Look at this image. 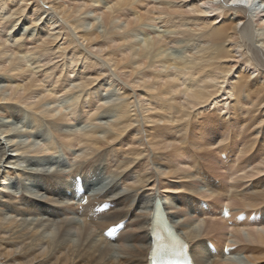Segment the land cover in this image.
Segmentation results:
<instances>
[{"label":"bare ground","instance_id":"bare-ground-1","mask_svg":"<svg viewBox=\"0 0 264 264\" xmlns=\"http://www.w3.org/2000/svg\"><path fill=\"white\" fill-rule=\"evenodd\" d=\"M251 2L249 9L232 0H0V119L9 120L0 123V192L15 188L8 197L27 203L32 215H64L29 223L18 218L23 209L17 206L14 217L3 205L0 264H147L157 201L166 202L172 222L177 217L168 206L196 216L186 215L183 228L174 223L198 264H264V0ZM137 80L140 91L128 83ZM115 82L131 93L113 90ZM174 92L181 105L172 103ZM213 101L228 119L200 122L195 113ZM187 144L189 156L181 153ZM52 154L59 157H46ZM25 156L38 157L35 165L22 169ZM141 157L145 163L135 164ZM91 159L104 165L101 180L92 181L93 202L116 204L100 219L80 215L67 197L59 209L50 202L43 210L26 193L16 197L19 177L39 182L46 170L66 173L70 182ZM194 159L197 169L190 172ZM140 192L141 201L132 204V193ZM202 200L214 212L229 205L234 219L247 211L262 220L229 228L217 216L198 215ZM123 220L129 222L115 242L101 237ZM204 234L211 238L204 242ZM208 241L237 249L211 257Z\"/></svg>","mask_w":264,"mask_h":264},{"label":"rangeland","instance_id":"rangeland-1","mask_svg":"<svg viewBox=\"0 0 264 264\" xmlns=\"http://www.w3.org/2000/svg\"><path fill=\"white\" fill-rule=\"evenodd\" d=\"M158 31V32H157ZM261 31V30H260ZM102 32V31H101ZM262 33V32H261ZM158 34H160V32H159V28L157 27V29H156V35H158ZM264 46V45H263ZM107 70H109V69H107ZM241 69H239V66L237 67V73H238V71H240ZM109 73L111 74V71H109ZM119 77V76H118ZM120 78V77H119ZM123 82H127L126 80H124V79H122V78H120ZM147 80V79H146ZM151 81V80H150ZM129 83V85L130 86H134V87H136V88H138L136 91H140L141 89H139V87H137L136 85H138V83H140V81L139 80H137V83L134 81V82H128ZM115 84V87H114V89L113 90H115V89H117V88H120V87H122L123 88V90L125 91V93L126 94H130L131 93V91H130V89H129V87L128 86H124V85H121V84H119L118 82H115L114 83ZM173 96H174V100L172 101V103L173 104H178V105H181V102H184V100L181 98L182 97V95L181 94H179V93H176V92H174L173 93ZM139 98L140 99H146V97H145V95L144 94H142V95H140L139 96ZM215 102L213 101L212 103H211V105L209 106V107H204L203 109H201L200 111H198V112H196L195 114H201V116H200V122H210V123H223L225 120H227L228 119V117L229 116H224L225 115V113L227 112V110H223V111H220V110H216V105L214 104ZM163 116H164V118H165V120H167V116H168V113H166V112H164V113H161ZM15 117V116H14ZM17 118V117H16ZM193 118V115L192 116H190V117H188L187 119H192ZM30 120V121H29ZM206 120H208V121H206ZM4 123H3V122ZM26 121V122H25ZM25 121H24V123L22 124V126L23 125H25L24 127H27L28 126V124H29V122H31L32 121V119H31V117H29L28 118V120L27 119H25ZM7 122H9V120H5V119H0V123L1 124H7L8 125V123ZM46 130H47V132H48V128H50V126H51V124L49 123V121H47L46 120ZM50 125H49V124ZM62 124V125H61ZM45 125V124H44ZM58 125H60V126H63V127H68L67 125H66V123H64V122H59V124ZM138 125V127L141 125V123H138V124H134V125H132L131 127H130V129L129 130H127L126 132H128V133H132L135 129H136V126ZM48 126V127H47ZM134 134V133H133ZM55 137H57V135H54ZM194 136H195V134H191V139H190V141L192 142L193 140H194ZM137 146H138V144H136ZM177 146L178 147H180L181 146V144L180 143H178L177 144ZM191 150V146L189 145V144H187V145H185L184 146V148H182V150H181V153L183 154V155H186V156H189L188 155V152ZM11 155H13V153H10ZM164 155H167L168 154V152H164L163 153ZM198 155H200L201 156V162H203V163H205L204 162V159L207 157V155H206V153L205 152H199L198 153ZM51 156V157H50ZM53 156V154L52 155H46V157L47 158H49V159H53V161H55L57 158L56 157H59V156H55V157H52ZM146 156L147 157H149L150 159H152L153 158V155H152V153H150V152H147L146 153ZM24 157V156H23ZM28 157V156H27ZM26 156H25V158H24V160H26V161H24L23 160V162L22 163H20L21 165L20 166H22V169H23V165L24 166H27V164L30 162L31 163V165L33 164V165H35V162H36V160L35 159H38V157H28L27 158ZM39 158H42V157H39ZM185 158V157H184ZM189 159L188 158H185V161H188ZM63 161H65L66 162V160L64 159ZM193 161V167L191 168V171L190 172H194L196 169H197V167H196V161H195V159L194 160H192ZM26 162H28V163H26ZM159 162L160 163H164L163 161H161V160H159ZM226 162V161H225ZM63 163V162H62ZM93 164V167L88 171V170H86L85 171V166L86 165H88V164ZM139 163H141V164H143V163H145V159L143 158V157H141L139 160H138V162L137 163H135V164H139ZM10 167V166H9ZM80 167H82V168H84V170H78L77 169V172H76V174H72L71 176H70V180L74 177V176H76V175H81V176H83V177H85V178H87V177H89L90 176V173H91V175L92 174H94L95 172L97 173V175H96V177L95 178H93L92 179V181H94V180H96V179H98L99 178V180H101V177H102V174L101 173H99V171L100 172H102V173H104V165H103V163H99L98 162V160H94V159H91L88 163H85V164H82ZM20 170H21V168H19ZM28 169H26V171H27ZM98 170V171H97ZM46 170H43V172H41V175H40V177H42L41 179L42 180H40L39 182H37V179H34L33 177H31L30 175V177L31 178H33V179H29V178H27V177H25V179L24 178H22V179H20L21 177H19V180H21V181H19V182H21V184L20 185H18L16 182H15V184H16V186H21L22 188H20L19 189V191L17 192L18 194L16 195V197H19L20 195H22V193H26V194H28L29 195V198L30 199H33V200H39L40 201V207H38L37 209H40V210H43L45 207H46V205H51L50 204V202L51 203H53L54 205H55V207L56 208H58L59 209V205H61L62 204V202H63V200H65L63 197H65V190L66 189H68V186H65V185H68V183H70L69 181H65L68 177H67V175H66V173H56V174H51V173H48V172H45ZM203 172H206V175L208 176V177H210V179H211V182H214L215 184H216V182H217V178L213 175V171H211V170H209V169H207V168H204L203 170H202ZM107 172V169L105 168V173ZM32 175V174H31ZM36 175H39V173L37 172V174ZM36 175H33V176H35L36 177ZM28 176V175H27ZM46 176V177H45ZM59 176V177H58ZM65 176V177H64ZM27 178V179H26ZM39 179V178H38ZM208 179V178H207ZM29 180H31V181H33V183H35V186H36V189H38V191H36V192H33L35 189H33L34 187H33V183H32V185H31V188H32V191H28L30 188H28V189H26V187H27V183H29L30 181ZM10 180L8 179L6 182L7 183H10L9 182ZM35 181V182H34ZM55 181H58L57 183L55 182ZM26 182V184H23V183H25ZM63 182H66V183H63ZM5 183V182H4ZM40 183V184H39ZM217 184H218V182H217ZM216 184V185H217ZM14 189L15 188H9V190H2V192H0V206H2V208L0 207V209H2L3 210V205L5 206L4 208L6 209V211H8V210H10V211H8V212H10V214L12 213L13 214V216L14 217H17V215H18V212H16V208H17V206H18V209H23V211H22V214H23V216L22 215H19L18 216V218L20 219V218H23V221L25 220L26 222H29V223H33V221H36L35 223H37V222H39L40 220H45L44 222H46V221H48L49 219L50 220H53L54 218H55V220H57V221H60L61 220V218H62V216H64L63 215V213L62 212H60L59 213V217L57 216V213L55 212V213H52L51 212V210H49V212L47 213V212H44L43 213V215H41V216H38V215H32V214H30L26 209H25V207H23V206H26L27 207V203H23L22 201L20 202V200L18 199V200H14V201H11L10 200V198L9 197H11V195L13 196V197H15V192H14ZM4 191V192H3ZM6 191V192H5ZM8 191V192H7ZM62 192V193H61ZM178 192V191H177ZM6 193V194H5ZM9 193V194H8ZM14 193V194H13ZM34 193V194H33ZM39 193V194H38ZM61 194V195H60ZM133 195H136V196H134L135 197V199L133 198V200H132V204H137L138 202H140L141 201V197H142V195H140V194H142L141 192L139 193V195H137V194H135V193H132ZM38 196V197H34V196ZM64 195V196H63ZM177 195V196H176ZM176 195H174V196H172V198H175V197H177V205L179 204V197H178V195H181V193H178V194H176ZM9 196V197H8ZM60 198H59V197ZM140 196V197H139ZM37 198V199H36ZM56 198V199H55ZM63 198V199H62ZM43 199V200H42ZM50 199V201H48ZM52 199H55L54 201L52 200ZM138 199V200H137ZM139 199H140V201H139ZM6 201H8V202H6ZM17 201V202H16ZM32 201V200H31ZM48 201V202H47ZM59 201H60V203H59ZM44 202V203H43ZM47 202V203H46ZM55 202V203H54ZM58 203V206H57V203ZM8 203V204H7ZM166 202H164V204H165ZM46 204V205H45ZM15 205V206H14ZM29 205V204H28ZM45 205V206H44ZM177 205H176V207H177ZM7 207V208H6ZM169 208H170V210L173 212V214H174V218H175V216L177 217V219H175V220H177V222L180 224V226L182 227V225H185V222H186V220H188V219H186V215H188V217L187 218H191V220H193V217L196 219V216L195 215H192L193 217H191L190 216V214L188 213V210L186 209V215H184L183 213H181L180 211L178 212V210L177 209H171V207L170 206H168ZM185 207H189L188 205L187 206H185ZM184 207V208H185ZM4 209V210H5ZM12 209V210H11ZM20 209V210H21ZM51 209H52V207H51ZM33 210H35L34 208H33ZM14 211H15V213H14ZM175 211H177V213L175 212ZM137 213H139V215H141V210H138L137 211ZM136 213V214H137ZM20 214V213H19ZM180 214H182V215H180ZM12 216V215H11ZM12 216V217H13ZM70 216H76L75 214H70ZM182 216H184V217H182ZM13 217V218H14ZM28 219V220H27ZM185 219V220H184ZM179 220V221H178ZM32 221V222H31ZM183 221V222H182ZM185 221V222H184ZM196 224L198 223V222H195ZM183 228V227H182ZM203 231H207V230H204L203 229ZM98 233V232H97ZM205 235V234H204ZM34 237H31V239H33ZM209 238H211V236H209V235H205L204 237H203V239H204V242L207 240V239H209ZM204 244V243H203ZM44 246H46V244H44ZM128 246H134V244H132V243H128ZM117 249V248H116ZM232 258H237V257H232ZM238 258H240V257H238ZM241 259H244V260H242V262L243 263H248L249 261H248V259L246 258V256L245 255H241ZM240 259V260H241ZM247 260V261H246ZM234 264L236 263V264H241V262H239L238 260H235L234 262H233Z\"/></svg>","mask_w":264,"mask_h":264},{"label":"snow or ice","instance_id":"snow-or-ice-1","mask_svg":"<svg viewBox=\"0 0 264 264\" xmlns=\"http://www.w3.org/2000/svg\"><path fill=\"white\" fill-rule=\"evenodd\" d=\"M232 4L234 6H240V7H245V8H249V9H251L253 7L251 0H232ZM45 7H47V5H45ZM202 14H205V13H202ZM221 215L224 218H228L230 214H229L227 209H224L221 212Z\"/></svg>","mask_w":264,"mask_h":264}]
</instances>
